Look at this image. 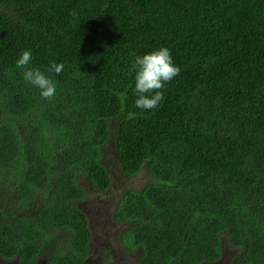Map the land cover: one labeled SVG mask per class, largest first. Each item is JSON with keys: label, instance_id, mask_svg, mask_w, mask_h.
<instances>
[{"label": "trees", "instance_id": "obj_1", "mask_svg": "<svg viewBox=\"0 0 264 264\" xmlns=\"http://www.w3.org/2000/svg\"><path fill=\"white\" fill-rule=\"evenodd\" d=\"M160 47L180 72L142 110L134 58ZM109 146L150 178L112 209L132 264H217L222 242L225 264H264V0H0L1 259L89 264L79 174L107 191Z\"/></svg>", "mask_w": 264, "mask_h": 264}, {"label": "rangeland", "instance_id": "obj_2", "mask_svg": "<svg viewBox=\"0 0 264 264\" xmlns=\"http://www.w3.org/2000/svg\"><path fill=\"white\" fill-rule=\"evenodd\" d=\"M104 164L112 178L111 186L105 192L94 190L79 174V183L87 193V198L79 203V207L88 218L92 236L87 262L89 264H132L138 252L132 254L124 252L120 243V232L124 226L113 221L112 209L123 192L129 189H140L150 181V178L143 171L134 177L121 174L111 146L106 149ZM222 251V259L217 264H225L232 257V252L226 249L225 242H222ZM108 258L110 262H107Z\"/></svg>", "mask_w": 264, "mask_h": 264}, {"label": "clouds", "instance_id": "obj_3", "mask_svg": "<svg viewBox=\"0 0 264 264\" xmlns=\"http://www.w3.org/2000/svg\"><path fill=\"white\" fill-rule=\"evenodd\" d=\"M32 60L31 50L22 51L16 61V67L23 69V79L40 89V95L45 100H51L56 93V82L45 75L38 67H26ZM62 63H51L46 71L57 75L63 71ZM180 69L173 63L167 47L151 50L134 58V91L137 93L135 106L142 110L154 109L164 99L165 84L178 75Z\"/></svg>", "mask_w": 264, "mask_h": 264}, {"label": "flooded vegetation", "instance_id": "obj_4", "mask_svg": "<svg viewBox=\"0 0 264 264\" xmlns=\"http://www.w3.org/2000/svg\"><path fill=\"white\" fill-rule=\"evenodd\" d=\"M1 263H5V264H16L14 261H5L3 259L0 258V264ZM34 264H43V262L41 260H37Z\"/></svg>", "mask_w": 264, "mask_h": 264}]
</instances>
